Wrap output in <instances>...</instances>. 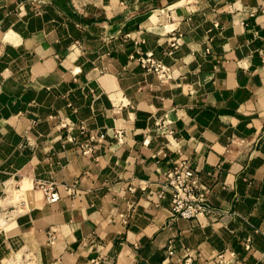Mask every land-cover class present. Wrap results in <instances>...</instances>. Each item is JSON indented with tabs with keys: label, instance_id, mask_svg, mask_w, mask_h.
I'll return each mask as SVG.
<instances>
[{
	"label": "crops",
	"instance_id": "1",
	"mask_svg": "<svg viewBox=\"0 0 264 264\" xmlns=\"http://www.w3.org/2000/svg\"><path fill=\"white\" fill-rule=\"evenodd\" d=\"M0 205L34 264H264V0H0Z\"/></svg>",
	"mask_w": 264,
	"mask_h": 264
},
{
	"label": "built area",
	"instance_id": "2",
	"mask_svg": "<svg viewBox=\"0 0 264 264\" xmlns=\"http://www.w3.org/2000/svg\"><path fill=\"white\" fill-rule=\"evenodd\" d=\"M141 63L147 71L154 72L162 78H168V70L150 54L141 58ZM81 130L85 131V126H81ZM69 140H72V138H69ZM89 151L90 148L88 147L86 153H89ZM167 177L168 180L159 197H163L166 191L171 192V212L174 217L194 220L202 215L216 212L209 203V191L200 182L195 171L191 169L188 163L181 162L169 171ZM36 188L44 192L48 203H55L61 199L55 182L38 181ZM247 247L250 248L249 245ZM170 255H173V252H170ZM230 256L237 257L234 252H230ZM225 260V254H220L217 258L219 264H222ZM91 264H100V262L94 260Z\"/></svg>",
	"mask_w": 264,
	"mask_h": 264
},
{
	"label": "rangeland",
	"instance_id": "3",
	"mask_svg": "<svg viewBox=\"0 0 264 264\" xmlns=\"http://www.w3.org/2000/svg\"><path fill=\"white\" fill-rule=\"evenodd\" d=\"M35 189L37 183H35ZM22 187V185H21ZM28 191L23 193L21 188L19 190L20 194L28 196L31 194L33 186H28ZM42 192L44 197L42 199H46V196L42 190H38ZM22 192V193H21ZM27 194V195H26ZM19 201L22 200V197H18ZM47 202V201H45ZM48 203V202H47ZM16 207H10V212L8 210H2L0 205V264H34L32 256L30 252L26 250V248L21 244H14L12 240L9 238H5L4 231L8 230V224L15 220L17 216V212H13Z\"/></svg>",
	"mask_w": 264,
	"mask_h": 264
},
{
	"label": "bare ground",
	"instance_id": "4",
	"mask_svg": "<svg viewBox=\"0 0 264 264\" xmlns=\"http://www.w3.org/2000/svg\"><path fill=\"white\" fill-rule=\"evenodd\" d=\"M22 190H23V191H27V190H28V187H27V186H26V187L24 186V187L22 188ZM21 193H22V192H21ZM23 193H26V192H23ZM26 195H27V194H26Z\"/></svg>",
	"mask_w": 264,
	"mask_h": 264
}]
</instances>
